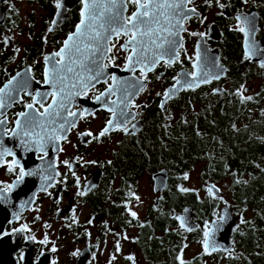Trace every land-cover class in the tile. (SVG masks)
<instances>
[{"label": "flooded vegetation", "instance_id": "obj_1", "mask_svg": "<svg viewBox=\"0 0 264 264\" xmlns=\"http://www.w3.org/2000/svg\"><path fill=\"white\" fill-rule=\"evenodd\" d=\"M59 2L61 7L57 8V0H0V88L16 77L5 89L4 107L0 109V119L5 120V124L0 125V153L11 150L10 154L0 155V196L4 197L0 199V221L5 222L0 230V264H133L135 251H140L139 261L163 264L164 259L157 258L158 251H185L182 238L177 236L170 237L168 248L165 245L155 247L157 241H164L169 232L172 234L168 230L166 215L159 211L179 155L177 144L174 146L178 140L169 143L168 139V132L173 128L169 126L173 124V114L181 106L191 108L193 96L186 99L187 93L201 94L198 102H204L203 110L209 107H214V111L224 110L230 118L226 125L233 124L239 129L236 127L238 121L256 104L247 97L258 95V88L253 94L248 82L264 80V67H261L264 53L246 58L245 34L238 29L251 27L243 22V17L254 18L255 30L250 33V40L256 47L264 48V0H248L247 3L243 0H219V3L217 0H193L192 4L185 3L183 8L195 7L196 13L185 12L189 18L183 19L179 35H169V31H176L172 27L176 23L174 16L154 19L150 26L157 31L151 38L144 37L148 47L147 59L143 64H136L134 57L128 70L125 65L126 58L132 54L131 45L128 50L123 47L129 39L123 32L120 35L111 31L105 33L110 40H106V47L101 46L97 52H93L91 46L100 45V41L87 37L76 39L83 50L76 52L73 49L65 55L63 65L57 64L60 57L53 56V53L59 52L63 42L76 31L83 9L81 0ZM104 2L101 0L97 13L103 10ZM159 10L162 9L154 12ZM118 11L128 17L137 11V5L131 0H121ZM104 14L105 19L112 17L110 11L105 10ZM238 15L242 17L241 21H237ZM122 23L127 21L112 20L110 25L119 27ZM150 40H155V44ZM166 40L175 41L174 50H169ZM84 43L90 47L85 49ZM154 53H163V58L153 63ZM46 56L50 57L48 61ZM72 60H78L79 66H74ZM199 60L215 70L210 80L195 89H185L174 98L165 99L164 93L181 77L195 75L194 65ZM93 61H102L103 75L89 80L92 73L88 69L96 67ZM61 67L74 68L73 76L65 84L58 81V74L53 76L52 73L53 68L59 70ZM46 69L50 78L56 80L55 96L52 85L44 83ZM61 86L64 92L59 91ZM258 96L259 100L264 98L262 94ZM33 97L36 102L32 109H28L26 105L33 103ZM61 101L66 107L59 106ZM49 105L52 107L48 108ZM259 107L263 108L264 104ZM45 108H48L47 115H40ZM122 111L125 115H121ZM22 112H28V118L42 120L43 127H36L24 136L23 124L28 118L21 117ZM110 119L113 126H108ZM18 120L21 121L19 128L16 125ZM192 122L195 125L194 118ZM61 124L65 125L63 129ZM173 126L180 129L178 125ZM105 127H109L108 132L100 136ZM86 133L92 135H84ZM49 136L53 138L49 140ZM22 139L32 140V146L25 149ZM37 141L54 142L48 146L43 143V150H40ZM219 141L221 145L217 150L220 153L229 157L228 151L233 149L238 154L228 142L224 146L222 138ZM56 143L57 150L54 148ZM94 146H102L103 150L111 146L112 158L99 159L90 152ZM227 149L230 150L225 153ZM50 152L54 155L53 160L50 155L47 158ZM43 159L47 176L42 179L46 185L34 195L24 194L23 185L16 184L23 180L18 179L20 168L33 172ZM13 160L17 163L13 164ZM128 164L130 169L124 170ZM240 167V173L247 170L244 164ZM163 170L167 171L168 180L165 189L159 190L155 176ZM143 174L148 176L147 187H151L154 195L153 204L144 210L142 217H134L131 215L134 212L132 200L137 196ZM94 181L97 184L89 188L88 183ZM210 183L208 180L205 186ZM155 199L159 200L156 204ZM24 201L26 204L21 206ZM186 207L191 208L192 219L198 227L194 231H185L178 221L177 226L193 235L199 231L200 223L191 206L183 207L175 218L177 220ZM157 216L160 227L152 223ZM235 217L238 222L240 216ZM152 231L155 242L150 235ZM200 237L204 240L205 235L193 240ZM230 241L232 249L226 253L236 247L237 239L232 234ZM260 251H263L262 246Z\"/></svg>", "mask_w": 264, "mask_h": 264}, {"label": "trees", "instance_id": "obj_2", "mask_svg": "<svg viewBox=\"0 0 264 264\" xmlns=\"http://www.w3.org/2000/svg\"><path fill=\"white\" fill-rule=\"evenodd\" d=\"M191 93H187L185 98H190ZM201 98V94L196 95V98ZM217 115V119L211 120L208 114L203 117L202 120V128L207 132L206 137H201L194 123L192 122L191 136L189 140L185 141L184 139H180L174 142V146L176 147V151L179 153L177 161L183 163V165H187L189 160L195 158L196 155L202 153L201 144L203 141L208 143V147L212 149V153L209 157H205V160L208 162V165L201 172V180L205 184L208 180L212 183L218 182L225 175H229L231 178V188L234 193L235 201L238 207H241L242 210H245L246 207L251 206L253 208H258L262 213H264V116L257 117L250 124H246L241 127V129H235V125H226V123L230 120L224 114V110H216L214 111ZM233 112L231 110V119L234 118L232 116ZM186 126L182 127V129H186ZM181 128V127H180ZM181 129V130H182ZM219 138H222L223 144L228 142L232 148L236 149L238 154L234 152L233 149H227L225 153L228 154L229 157H226L223 153H220L217 150V147L221 145ZM189 150V154L187 155V150ZM125 152H130L126 150ZM223 154V155H222ZM233 160V164L231 161ZM244 164L246 166V174L235 172V169L241 168L240 165ZM173 165V166H174ZM235 169L230 171V168ZM175 171V170H174ZM173 171V172H174ZM226 171V173H224ZM188 171L180 174V176L172 177L171 184L168 188L169 197H164L161 201L160 213L166 215L167 217V226L168 227H176L177 220L175 218L174 208L177 207L178 211L181 210L185 206H191L194 211L197 220L200 223V229L198 232L194 233L192 236L197 238L203 235V231L201 230V226L203 224H208L209 221L215 219L217 217V213H215L216 202L217 199L205 195L203 198L199 196L197 190H188L182 191L181 184L183 182L184 174ZM244 177L247 179L245 180ZM205 188V187H202ZM207 192V189H204ZM157 216L156 219L152 220V223L156 227H160L161 221ZM242 221L245 220L246 217L243 215L241 217ZM169 229V228H168ZM240 230H245L243 227ZM176 231H173L172 234H168L164 241H157L156 248L162 247L165 245V248H168L169 239L171 236H177V238H182L183 247H184V239L186 235H191L184 232L185 236L176 235ZM152 236L153 242H155L153 238V231L150 234ZM238 235V233H237ZM264 235V233H263ZM264 238V236H263ZM236 247L242 249L244 251L247 259L251 258V262L244 261L243 264H264V255L261 251H258V255L260 256V260L253 261L255 256L256 247L251 246L249 242H245L243 238L236 237ZM145 251H149L145 249ZM158 259H164L163 264H206L205 262V253L198 254L193 259H185L183 258L184 251H158ZM231 253V252H230ZM230 253H215L211 255L213 258L210 264H237L238 258H233L232 256L226 257L223 261L220 258L228 255ZM241 261V260H240Z\"/></svg>", "mask_w": 264, "mask_h": 264}, {"label": "snow or ice", "instance_id": "obj_3", "mask_svg": "<svg viewBox=\"0 0 264 264\" xmlns=\"http://www.w3.org/2000/svg\"><path fill=\"white\" fill-rule=\"evenodd\" d=\"M131 2L135 5H137V11L133 12L131 16L128 17H124L123 14L118 11V8L120 7V3L121 0H105V2L103 3V10L100 11L99 13H97L96 9L98 6H100L101 0H81V3L83 5V9L80 13L81 16V20L80 23L77 24L76 26V31L72 34H70L68 36V38L63 42V47L59 50V52L53 53V56H59L60 59L56 61L57 64H61L63 65L64 59H65V55L72 51L73 49H75L76 52H80L83 49H81L80 45L77 43V40L74 39H80V38H84L87 37V39H91V40H97L100 41V45L98 46H91L92 51L93 52H97L99 51V48L101 46L106 47V44L104 43L106 40H110V37H106L105 33L108 31H111L113 33H116L117 35H120L121 32H123L125 35L129 36V39L125 42V45L123 46L125 48V50H128V45H131V55H129L126 59H127V63L125 65V70H128V66L131 65L133 63V58L135 57V63L136 64H143L144 61L147 59L146 57V53L148 51V47L146 46L144 37H152L154 30L150 24L151 22L155 19L154 17V10L156 9H172L173 13L175 14L174 18H175V25H173L172 27H175L176 25H179L180 28H182V19H180L181 17L183 19H188V16H185V12L188 13H196V8L192 7V8H183L182 5H184L185 3L187 4H192L193 0H131ZM244 3H247L248 0H243ZM217 3H219V0H217ZM108 5H111V8L108 7ZM57 8L61 7L59 0H57L56 3ZM222 8L224 7V5H220ZM110 11L112 12V17L111 19L115 22L118 20H126L127 23L126 24H120L119 27H113L111 25H109L108 28H105V25L103 23L100 24V28L104 29V32L101 31H92L93 29H95L96 27V22L98 19L102 18L104 15V11ZM147 18V19H145ZM237 21H241L242 17L240 15H238L236 17ZM243 22H246L248 25H250L251 27L246 30L245 28H239L238 30L243 32L245 34V57L246 58H250L253 55H256L258 53H264V48H258L255 45L254 41L250 40V33L252 31L255 30L254 28V18H249V17H243ZM85 28L88 29V31H85ZM180 28H177V30L175 32L169 31V35L170 36H178L179 35V31ZM49 31H51V29H49ZM193 35H197L196 33H192ZM198 35L200 36H204V33H199ZM150 43L155 44V40H150ZM166 43L169 44V50H174L175 47V41L171 40L168 41L166 40ZM90 45L87 43H84V48L87 49L89 48ZM157 47H163V45H157ZM199 45H198V49H199ZM110 51V49H108ZM163 53L156 55L154 53V57L155 59L152 61L153 63L158 62L160 59L163 58ZM200 53L198 51L197 56L199 57ZM50 59V57H45V60L48 61ZM75 60H72V63H75ZM93 63L96 65L95 69L93 68H89L88 71L92 73V75H90L88 77L89 80L95 79L101 75H103L102 72V68H101V64L102 61H93ZM81 67H83V64L81 63ZM261 67H264V61L261 62ZM134 70V69H133ZM68 72H72L73 69L71 67H68L67 69ZM58 70L53 68L52 69V73L53 76H55L57 74ZM20 74L17 73V76H19ZM79 73L77 74V76L79 77ZM205 76H207V73H204ZM111 79L115 80V77H110ZM193 80H198L199 78L196 77L195 75H193ZM218 78V77H216ZM66 79V77L64 75H60L59 76V81L63 82ZM16 80V77H13L11 80L8 81L7 84L4 85L3 88H0V109H2L4 107V100H3V94L5 93V89L9 88V85L13 84V81ZM200 82H204L207 83L208 80L205 79L203 81ZM44 83L45 84H51L53 87V95L55 96L56 94V88H57V83L56 80L53 78H50L49 76V72L46 69L45 70V79H44ZM179 83V81H178ZM75 83L72 84V87L75 88ZM87 87V85H85V88ZM188 87H192L191 84L188 85ZM141 91L143 90V88L140 89ZM60 92H64V87L61 86L59 88ZM9 95H11V93H9ZM45 95H48L47 93H45ZM169 95V92H165L164 96L167 97ZM97 100L100 99V97L96 98ZM247 99H252V97H247ZM36 102V98L33 97V103H29L26 105V107L28 109H32L33 108V104ZM57 103L56 100H53V104ZM61 108L66 107V105L61 101L60 105ZM41 107H43V104H41ZM52 105H49L48 108H51ZM48 108H45L44 113H40V115H45L46 113H48ZM111 111V109H110ZM58 114V113H57ZM21 117H29V113L28 112H22L19 114ZM73 116H75V113H72ZM121 115H125V113L122 111ZM113 116H115V113L113 112ZM5 124V120L0 119V125ZM65 124H67V121H65ZM16 125L17 127H21V121H16ZM24 136H28L30 130L35 129L36 127H43L42 123L37 121L35 119V117H31L28 119L24 120ZM64 124H61L60 127L61 129L64 128ZM72 126H75L74 124ZM108 126H113V121L110 119L108 121ZM116 126H119V123H117ZM133 128H135V125H133ZM109 130V127H105L101 132H100V136H104L105 133H107ZM15 135V133H14ZM84 135L87 136H91L92 133H86ZM53 137L49 136L48 139L51 140ZM41 139H43V137H41ZM37 146L39 147L40 150H43V144H41L39 141L36 142ZM21 144L24 145L25 147H27L28 142L25 140H21ZM9 149H5L4 152L0 153V155H4V154H10ZM13 164H16L17 162L15 160L12 161ZM67 163V162H65ZM9 171H12L11 168H9ZM34 173L31 172H26L25 169L23 167L20 168V174L18 179H23L24 176L26 175H33ZM185 178H187V176H185ZM9 187H12L11 185ZM182 191H188V189H181ZM210 194H211V189L209 190ZM80 195H83V193H79ZM0 199H4L3 196H0ZM132 216H136L135 212L131 213ZM183 226V223H182ZM186 230H191L186 229ZM207 233H205V237H207ZM206 249H207V244L205 245ZM213 250H215V248L213 247ZM53 251H55V249L53 248ZM129 259H132L131 257H129ZM181 264H183V262H181Z\"/></svg>", "mask_w": 264, "mask_h": 264}, {"label": "rangeland", "instance_id": "obj_4", "mask_svg": "<svg viewBox=\"0 0 264 264\" xmlns=\"http://www.w3.org/2000/svg\"><path fill=\"white\" fill-rule=\"evenodd\" d=\"M247 86H251L253 89V94L256 93V88H258L257 93L264 95V80L259 81H250L248 82ZM196 93H192L191 96H193V100L191 102V108L187 109L185 106H181L182 108H179L175 111L174 118L172 120L173 124H170V127H173L169 130L168 132V139L169 143L174 140H180L184 139L185 141L189 140L191 136V121L194 118L195 119V127L196 130L199 128L198 132L201 135V137H206L207 132H205V129L202 128V120L203 117L207 116V114L211 120L217 119L216 113H214V107H209L208 109H204V102H198V98H196ZM256 95L255 97L253 96L250 101H253V103H256L253 107L249 109V112L245 117H242L240 121H238V124L236 125L237 128L241 129L242 126L246 124H250L253 122L257 117L259 116H264V107L261 108L259 107L260 104H264V98L259 100V96ZM213 102H211V105L213 106ZM237 116V115H235ZM173 125H178L180 126V129L175 128ZM186 126L185 130L182 129V127ZM182 129V130H181ZM190 129V130H189ZM99 149H102V146H94L91 148L90 152L94 153L99 159L105 161L109 160L112 158V148L111 146H108L107 150H101L99 152ZM201 149L203 150L201 154L196 155L195 158L189 160L187 165H183L181 162H177V165H174L173 168L175 169L174 172H172L171 177H177L180 176V174H183L184 172L188 171L186 174H184L183 177V182L181 184V189H188V190H197L199 193V196L203 198L205 195H210V193L207 191L205 192L204 189H207V185L202 182L201 180V172L202 170L208 165V162L205 160V157H209L212 153V149L208 147V143L206 141H203L201 144ZM187 150V155L189 154V150ZM88 161L89 159L86 158ZM233 164V160L231 161ZM162 165V164H161ZM165 165V163H164ZM130 169V165H126L124 167V170ZM234 168H230V171H233ZM240 168L235 169V172H240ZM244 173L246 174V170H244ZM247 175V174H246ZM187 176V178H185ZM246 180L247 178L244 177ZM116 183V182H115ZM114 183V184H115ZM147 183V185H146ZM220 191V197L215 198L217 199L216 202V208H215V213H217V217L219 218L220 216V209L224 206H231L232 207V214L233 216H240L239 221L237 222L233 232L232 236L234 238L240 237L243 238L245 242H249L250 245L256 247L255 253L257 254L255 256V259H252L253 261H258L260 260V256L258 255V251H260V247L262 246L261 251L264 255V238H263V233H264V213H262L258 208H253L251 206H248L245 208V210H242L241 207H238L235 198H234V193L231 188V178L229 175H225L221 180L218 182L213 183ZM113 185V184H112ZM148 176L146 174H143L140 179H139V189L137 191V196L132 200V210L136 213V217H142L144 214V210L149 206L153 204V198L154 195L152 193L151 187L148 188ZM205 187V188H202ZM163 197H169V193L166 192L164 193ZM174 211L176 212L175 215L180 214L181 212L178 211V208L175 207ZM245 215L246 217V223L245 220L242 221L241 217ZM212 219L213 220H217ZM210 222V221H209ZM208 222V224H209ZM207 225H204L202 227L203 229V234L205 235L206 229L208 227ZM243 227L245 230H240V228ZM169 231L173 232L176 231V235H181L182 237L185 236L184 231L179 228L178 226L175 228L168 227ZM127 231H133L130 229H127ZM238 233V235H237ZM192 235H186L184 239V248L185 251L183 252V258L185 259H191L192 257L203 253L202 251V237L198 238L197 240H193ZM68 244V243H65ZM110 244V243H109ZM62 246H65L62 244ZM108 245H104L106 247ZM140 251H135V257L136 261L133 264H146L142 261H139L140 259ZM232 256L234 259L238 258L239 260L237 261V264H243L242 262L247 261L251 262V258L247 259V257L244 254V251L238 247H235L233 251H231L230 254L225 255L224 257L220 258L221 261H223L226 257ZM211 255L205 254V262L206 264H210L212 261ZM241 260V261H240Z\"/></svg>", "mask_w": 264, "mask_h": 264}, {"label": "water", "instance_id": "obj_5", "mask_svg": "<svg viewBox=\"0 0 264 264\" xmlns=\"http://www.w3.org/2000/svg\"><path fill=\"white\" fill-rule=\"evenodd\" d=\"M166 15L175 16L173 11L168 12L167 10H164V9L156 11V13L154 12L155 19L161 18V17L166 16ZM105 18H106V16L104 14L102 18L97 20L96 27H95V29L92 30L93 32L94 31L104 32V29L100 28L101 23H103L105 25V28L109 27V25L112 22L111 17L108 16L107 19H105ZM180 19H182V21H183L182 17ZM153 22H154V20H153ZM97 27H99V29H97ZM177 28H180V26L176 25L175 29L177 30ZM181 29L182 28H180V31H181ZM87 31H88V29L86 30V32ZM106 33H109V31ZM74 39H77V38L74 37ZM75 61L76 62L74 63V66H79L78 60H75ZM194 66H195V76L198 77L199 79L193 80V78H189L188 76L181 77L178 80L179 83L177 82L174 87H172L168 90L169 95L167 97H165V99L174 98L175 96L180 94L185 89L192 90V89L197 88L198 86L204 84V82H200V81H203L205 79H207L209 81L211 78V74L213 72H215V70L212 67H210L207 63H205L202 60L201 61L199 60ZM66 71H67L66 67H61L57 72V74L59 76L64 75L66 77V79L63 82L59 81V79H58V81L63 83V84H65V82L68 80L69 77L73 76L74 68H73L72 72H68V71L66 72ZM204 73H207V76H205ZM189 84H191L192 87H188ZM46 115H47V113H46ZM40 122L42 123V125H44L42 120ZM38 128L41 129V127H39V126H38ZM27 142H28V144H27V147H25V149L30 148L32 146V140L27 141ZM53 142L54 141H52V142L49 141V143H48V141L47 142L42 141L40 143L41 144L45 143L48 146L50 143H53ZM54 148H56V150L58 149V143L55 144ZM40 153H46V152L40 151ZM48 156L50 157L51 160H53V158H54L53 153H51V152L48 153L47 158H48ZM51 160H50V162H51ZM43 161H44V159L41 160L40 164L34 168L33 172H31V173H34L33 175H28V177L26 175L23 177V180L16 182V184H19V185H24V183L26 184V186L22 189V192L24 194L34 195L40 188H44V186L46 185V183H45L46 181L42 179L45 176H47V172L45 170V165H44V163H42ZM50 162H49V167H50ZM37 179H39V181H37ZM25 180H27V182H25ZM167 180H168V176H167L166 170L161 171L159 174H157L155 176V183H156V186H158L159 190L165 189L166 184H167ZM96 184H97L96 181H94L93 183L89 182L87 186L90 185L89 188H91V187L95 186ZM210 189H211L210 195L212 197H217L220 195L219 189L215 185H213L212 183L207 185L208 192ZM157 192L158 191H156V193ZM25 202L26 201L21 203V206H24L26 204ZM158 202H159V200L155 199V204ZM192 218H193V212H192L191 208L186 207L183 211V214L177 216V221H178L180 227L183 228L185 231H194L197 229L198 226H197V224H195V222L193 221ZM237 219H238V217L233 216L232 209L230 206H224L221 208L220 218L218 220H213L209 223V227H208V230L206 232L208 235H207V237H204L202 245H203V249H204L203 252L205 254L212 255V254H215L218 252L219 253L220 252L226 253L232 249V243L230 241V236H231L232 230H233V228L237 222ZM182 223H183V226H182ZM4 224H5L4 221H0V230L3 228ZM189 228L191 230H186ZM206 244H207V249L205 247ZM213 247L215 248V250H213Z\"/></svg>", "mask_w": 264, "mask_h": 264}, {"label": "bare ground", "instance_id": "obj_6", "mask_svg": "<svg viewBox=\"0 0 264 264\" xmlns=\"http://www.w3.org/2000/svg\"><path fill=\"white\" fill-rule=\"evenodd\" d=\"M25 182H27V180H25ZM26 186V184L24 183V185L21 187V190Z\"/></svg>", "mask_w": 264, "mask_h": 264}]
</instances>
